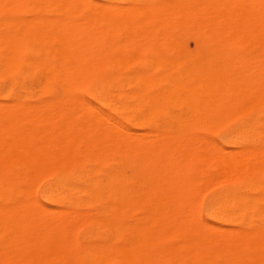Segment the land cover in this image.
<instances>
[{"label":"bare ground","instance_id":"bare-ground-1","mask_svg":"<svg viewBox=\"0 0 264 264\" xmlns=\"http://www.w3.org/2000/svg\"><path fill=\"white\" fill-rule=\"evenodd\" d=\"M37 1L54 7L63 17L21 18V0H0V82L9 81L8 91H12L21 89V81L27 80L41 93V98L35 103H21L20 100L8 103L5 102L4 91H0V264H20L25 258L40 263L49 255L59 259L60 264H109L111 259L118 264H156L150 260L155 253L145 247L147 240L137 234L134 236V233L127 238L124 235L136 233L138 229L159 231L170 217H174L176 222V216L188 215L182 209L187 202L190 185L183 184L184 177L180 179L178 168L165 169L163 174L168 182H165L160 194H155L158 188L151 186V182L149 185L142 181L143 177H152L151 165L168 160L172 142L167 140L171 134H154L155 131H152V138L147 137L151 136L150 132L149 135L144 134L153 139H148L151 141L141 131L138 132L141 137L132 135L130 131L125 134L126 125L123 126L116 116L89 107V102L83 103L84 108L75 90L82 80L94 76L100 66L120 69L136 59V53L150 50L146 44H155L158 47L151 52L161 56L159 64L155 65L168 72L162 81L165 84L163 87L150 91L162 82L151 76L149 70L137 74H124L120 70L118 74L97 79L91 96L111 112L129 110L134 113L133 119L139 120L148 117L144 108L153 110L175 106L191 120H206L224 107L244 106L247 98L257 96L262 89L255 85L253 75L248 71L251 61L243 63L244 60L241 61L233 53L232 46L264 42V0ZM75 13L81 15L78 23L73 19ZM119 80H136L138 91L125 95L124 100H111L108 96L110 91L116 90ZM19 109L23 111H16ZM210 141L213 139H207V144L196 147L207 152L213 143ZM213 144L210 148L213 153L219 152L215 157L220 172L217 176L212 174L210 179L218 177L219 180L220 176L218 183H224L227 177L231 181L232 176H250L255 171H264V154L263 157L250 156L256 152L255 148V152L250 154L241 149L242 152L232 150L227 152L228 155L226 151L229 150L221 153L224 149L219 146L213 150ZM191 145L187 146L192 149ZM201 149L199 157L204 155ZM172 151L175 153L173 147ZM137 156L138 162L134 161ZM210 157L203 159L211 162ZM107 163L112 166L106 167ZM13 169L18 171L13 172ZM45 173H51L52 180L43 197L54 209L42 208L33 201L35 198L21 200L13 197L23 194L30 187L35 188L36 185L32 188V184ZM219 173L224 175L218 176ZM136 177L141 186L138 191L135 190ZM217 180L215 178L214 181ZM14 182L17 183L15 187L11 186ZM189 189L192 190L191 187ZM12 197L11 206L3 207ZM219 200L215 209L223 223L242 211L238 192L225 191ZM136 206L141 211L140 217H137L140 218L139 225L126 228L123 220ZM261 217L264 220V209ZM198 218L194 224L185 220L189 223L186 231L192 237L190 251L186 254L192 260L189 264H264V252L258 253V241L253 242L258 235L259 246L264 248V227L260 233L258 231L259 234L251 232L250 236L240 229H232L234 232L229 235L231 230L227 228L229 234L219 239L216 236L218 233H207L209 226L213 231L214 227L219 231V227L206 225ZM82 219L104 228L107 236H114L119 242L89 247L82 257L83 261L60 253L69 243V231L79 229L73 227V223ZM220 231L223 229L220 228ZM121 239L124 242L120 243ZM182 256L179 255V258Z\"/></svg>","mask_w":264,"mask_h":264},{"label":"rangeland","instance_id":"rangeland-1","mask_svg":"<svg viewBox=\"0 0 264 264\" xmlns=\"http://www.w3.org/2000/svg\"><path fill=\"white\" fill-rule=\"evenodd\" d=\"M88 1L90 2V0H88ZM97 1H99V0H92V2H97ZM34 5L36 6V8ZM20 13H21V18H27V19L39 18V17L58 19V18L63 17L61 12L57 11V9L55 10L54 7H49L45 4H42V1H37V0H21V12ZM2 16H4V15H2ZM80 17H81L80 13H75L73 15V19L77 23L81 19ZM146 45L148 47H150L151 49H153V51H154V49H156V47H158V45H155V44H154V46H153V44H146ZM250 45H252V46H250ZM153 47H155V48H153ZM151 49L146 50L145 52L143 51L139 54L136 53V55H135L136 59H134L133 61H130L129 63H127L126 66H124L120 69L117 67H109V66H105V65L100 66L98 68L99 70H97L98 72L94 76L89 77V78H85L84 80H82L79 83L77 90H75V95L78 98H80V100H82V105L84 106V108H85L84 104L89 102L90 103V104H88L89 107L90 106H92V108L96 107L100 111L102 110L103 112L110 113L112 116H116L118 118L119 122L123 126L126 125V126H124L125 129L127 128V130H124L125 134H127L130 131V133L133 132L132 135L138 134L136 136L141 137V135L138 132L141 131L140 133H143L142 134L143 136H145L144 134H147L148 132H150L151 136H147V135L146 136L151 137V138H152V131H155L154 134H156V133L162 134L163 132H164L163 134H166V135L171 134V135H169L171 137L168 138V140H167L169 142H172L171 143L172 146H170L171 150L169 152L171 154L174 153L172 151V147H173V150L178 155H176L174 153L173 154L174 157H173L170 154L169 157H171V159L168 157V160H166V162L165 161L160 162V163L157 162L156 164L151 165L150 168H151V172H152V177H147V176L143 177L142 181L144 182V180H145V182H147L149 185L152 183L151 186H154L155 189L158 188L157 192L155 194H157V193L160 194L163 186L166 185V183L168 182L166 180L165 173L163 174V172L166 171L167 169L169 170V169H177L178 168L177 170L179 171L180 176H181L180 179L184 177V180L182 181L183 184L186 186L190 185L188 187L192 188V190L189 188L187 189V196H186L187 202L184 204L185 207H183V209H182L183 212L186 210L185 212L188 213V215L182 212L181 214H185V215L176 216V219L178 218L176 220V222H175L174 217L173 218L170 217L169 219L171 221L169 219H168V221H166V223L168 225L165 223V225H164L165 227H163V229L160 228L159 231L157 230L159 232V234L156 230H152V229H149V230L138 229V230H136V233L134 231L130 234L127 233L125 235H124V233H122V235H124V237H126V236L128 237L131 235L133 236V233H134V236H136V234H137V236L141 237L142 239L147 240L148 244L146 243L145 247L147 248V250L149 252L155 253V255L152 256V259H150L153 263L155 262L156 264H179V263L180 264H189L192 262V260L186 254H188L190 251L189 248L192 245V241H191L192 237L188 234V231H186V227L189 223L186 222L185 220H188L189 222L191 221V223L194 224L196 222V218H198L200 216V218H198V219H201V221L203 220L202 222H206L205 223L206 225L210 224L211 226L213 225V226H216L217 228L219 227L218 228L219 231H220V228H222L223 231H225V232H223V231L219 232L215 229V227H214V231H213L209 225H208L209 227L207 228V233H213V234L218 233L216 236H218L219 239L222 236H226L229 234L226 231L227 228H229L228 229L229 231L231 230L229 235H231V233L233 234V232L236 229H238V230L240 229L241 231L243 230L246 234H248L250 236L251 232H252V234L256 233V232H257L256 234H259L262 231V228L264 227V220L261 217L262 210L264 209L263 208V206H264V200H263L264 199V197H263L264 196V189H263L264 188V171L263 172H261V170L255 171V173L253 175H250V176L248 174H246V176L241 175V174L237 175L235 177L232 176L231 181L229 180L230 177H227L228 179L224 183L222 180H221L222 182L218 183L219 180L221 179L219 175H221L222 173L218 174L219 180H217L218 177H214V179L211 178L213 181L210 179L212 174L214 176L216 173V176H217V173L220 172V170H218V168L216 167L217 166L216 165L217 158L215 157V154H217V153L219 154V152L215 151L213 153L212 149L210 148V146H212L213 143H215V145L213 144L214 148L212 147L213 150H215L216 148H219V147H220V149H224L221 151V153L222 152L224 153V151H226L225 149H227L229 151H226V153L227 152L229 153L232 150H234V152L238 150L240 152L243 151L245 153L247 152L248 154H250L251 152H253L256 149V152L254 151L256 154L251 153L254 155L250 154V156L255 157V155H259L260 157L261 156L263 157V154H264V147H263L264 146V89H263L264 88V86H263L264 85V77H263L264 76V67H263L264 66V64H263L264 63V42H262V43H253L252 42V43H248V44L246 43V44H241V45L239 43V44H233V46H232L233 53L235 54V56L237 55V57L239 59H241V61L244 60L243 63H246V60L248 63H250V61H251V64L246 63L249 66L248 71H250L252 73L251 74V75H253L252 81L255 83V85H259V87L262 89V92L258 93L257 96L247 98V100L244 102V103H246V104H244V106L242 104H239V105L236 104V106L235 105L228 106L229 108L224 107L219 112L208 117L206 120L201 119V118H194L191 120V118H189L188 115L182 114V113H184L183 110H181L180 108L175 107V106H170V107L169 106H163V107H159V108H153V110L144 108L143 111L145 112V110H146L145 114H147L146 116H148V117L144 120H139L137 117H136L137 119H135V118L133 119L134 113H132L131 111L120 110V111H118L119 113H113L110 110H108L106 107L100 105L91 96V91H92L93 87L96 85L98 80L105 79V78L110 77L112 75L118 74L120 70L124 74H132V73L137 74L139 72L149 70L151 76H153L154 78L156 77L155 79L160 80V82H162L167 77L168 72L165 71L164 68H161V67H158V65H155V64H159V60H160L161 56H159L158 54H156L153 51L151 52ZM152 61H154V63H152ZM148 63L151 65L150 67H149ZM262 69H263V71H262ZM254 70H255V72H254ZM254 75H255V77H257L256 79H254ZM262 78H263V80H262ZM9 84H10L9 81L0 82V91H2V92L4 91L3 95L5 96V102L11 103L13 101L20 100L21 103H23V102L35 103L36 101H38L41 98V93H40L38 87L32 86V84H30V82L27 80L21 81V89L16 88V89H13L12 91H8V88L10 87ZM3 85H5V86H3ZM164 85H165L164 82H162L161 84H158L157 86L152 87L150 89V91L155 92L156 90H158L160 87H163ZM25 86H27V87H25ZM34 89H35V91H34ZM138 89H139V84L136 82V80L128 81V82H126L124 80H119V82L117 83V86H116V90L110 91V95L108 97L111 100H124L125 95L135 93L138 91ZM31 92H32V94H31ZM116 95H118V96H116ZM87 108H88V106H87ZM232 108H233V110H232ZM167 110L170 112L173 111V114H172V112L170 113ZM16 111L21 112V111H23V109H19ZM120 113L122 114V116ZM173 118H175V119H173ZM186 118L188 119V121H185V120H187ZM130 119H131V121H130ZM175 120H176V123H175ZM169 121L171 123H169ZM247 122L249 123V125ZM175 124H176V126H175ZM173 127H175V129ZM126 131H127V133H126ZM145 131H146V133H144ZM180 132H181V134L179 135ZM245 132H246V134H245ZM176 133H177V135H176ZM183 133H185V134H183ZM191 134L193 137L191 136ZM148 135H149V133H148ZM175 135L177 136V138L175 137ZM195 135H197V136H195ZM180 136H181V139H178V138H180ZM194 136L196 138H194ZM172 137H173V139H172ZM204 137H207V139H210V138L213 139V141H210V143L211 142H213V143L210 144V146H209L210 151L208 150L207 152H206V149H203V151H202V149L199 147L204 154V155H201V157H199L198 151H200V149H198L196 147V145L197 146H204L205 144H207V142H205V140H207V139H204ZM151 138H147V140L151 139ZM182 138H184V139L182 140ZM200 138L203 140V142H201V143H200V141H201ZM250 138L252 139V142H251ZM254 138H255V140H254ZM186 139H187V141H186ZM198 139H199V141H198ZM151 140H153V139H151ZM151 140H148V141H151ZM175 141H176V143H174ZM190 141H192V142H190ZM196 142L199 144H196ZM179 143L182 144V146L184 145L183 148H181L182 146H180V148H179V145H180ZM173 144H174V146H173ZM175 144H177V145H175ZM187 145L193 146L192 149H190V147H188ZM195 147H196V149H195ZM187 148H189L190 154L187 153L188 152ZM202 148H204V147H202ZM245 148L248 149L249 151H247ZM175 149H177V150H175ZM181 149H183V151ZM207 149H208V147H207ZM241 149H242V151H241ZM244 149H245V151H244ZM195 150L197 151L196 153L194 152ZM257 152H258V154H257ZM238 153L236 152L235 154L239 155ZM189 155H191L192 157H190ZM210 155L212 156V159L216 158V160L210 159L211 160V162H210V161H207L206 159H203L206 156L211 158ZM186 157H188V158H186ZM259 158H258V160H259ZM138 160H139L138 156L135 157L134 161L138 162ZM178 160H180V161H178ZM259 161L261 162V159ZM208 162H210V163H208ZM260 162H259V164H262ZM107 164H106V167H108V168H110L112 166L111 163H107ZM17 171L18 170L13 169V172H17ZM223 175L224 174H222V176ZM153 176H155L154 179H153ZM224 177H226V176H224ZM186 178L188 181L186 180ZM215 178H216L217 182L214 181ZM235 178H237V180ZM191 179H192V181H191ZM51 180H52L51 173L50 174L49 173L42 174L35 180L36 182H34L32 184V188L35 187V185H36L35 188L30 189L31 188L30 187L29 190L25 191L23 194L14 195L13 197L16 199H21V200H26V199L27 200L28 199L33 200L35 198V200H33V201H36L40 206L42 205V208L44 207L47 209H54V206L52 204H50L48 201H46L43 197V193L47 190V187L49 185V182H51ZM136 180H135V182H136L135 190L138 191V189L141 190V186L139 183L140 181L138 182L137 177H136ZM227 181H229V182H227ZM149 182H151V183H149ZM188 182L189 183L191 182V184H188ZM191 185L194 186L195 189ZM11 186L15 187V186H17V183L14 182ZM257 186H258V188H257ZM203 187H204V189H203ZM192 191L195 192V194H193ZM225 191L238 192L240 199H241V206H243V207H242V211L237 212L236 216H233V218L230 221L223 223L220 219H218V214H217V210L215 209V204L218 203V201L220 202L219 199H220L222 193ZM30 192H31V194H30ZM188 192H190L191 194ZM13 197L9 198V200L6 201L5 206H3L4 204L2 206L3 207L11 206L12 199H14ZM190 198L193 199V201ZM248 205H249V207H248ZM187 207H189V208H187ZM191 208H192V210H191ZM260 208H261V210H260ZM194 209H195V211H194ZM195 212L197 213L198 216L196 215ZM140 213H141V211H140L139 206L133 207L130 210L128 216L123 220L124 226L126 228H129L130 225L131 226L134 225L133 227H137L139 225V219H140V218L138 219L137 217H140ZM189 215H192L191 217H193V219L191 217H189ZM179 216H180V218H179ZM181 216H184V217L182 218ZM187 217H188V219H187ZM173 219H174V221H173ZM182 219H183V221H180ZM79 221H81V220H77L76 222L73 223L74 225L76 224L78 227H76L74 225H72V226L75 228H79V229H72L71 231H69V236H70L69 243H68V245H66V247H63L60 250V253L65 254V255L66 254L71 255V256H73L77 259H81L83 261L82 257L85 255V252L89 249V247H93V246L98 245V244L112 245L115 242H119L115 239L114 236L113 237L107 236V232L104 228H100V227L94 225L93 223H89V221H86V219H82L81 222H79ZM83 222H84V224L82 226ZM242 223H244V224H242ZM172 224H173V226H172ZM183 224H185V225H183ZM91 226L93 229H91ZM166 226H168V227H166ZM172 227H174L175 230ZM166 228H168L169 230ZM182 229L184 231H182ZM150 231L153 232L154 234L151 233ZM181 231L183 232V234ZM258 231H259V233H258ZM77 232H78V234H77ZM73 233H74V235H73ZM177 233H179V234L177 235ZM145 234H146V236H145ZM167 234H169L170 237H168L169 235H167ZM154 236H155V238H153ZM182 237H184V238H182ZM120 238H123V237H120ZM259 238L260 237L258 235H256L253 238V242H255V240L258 241V242H256L257 248H258L257 252L261 253V252H264V251H262L264 248L262 246L261 247L259 246V243L261 242ZM150 239H151V241H150ZM154 240L156 243L154 242ZM181 240H183L184 243ZM248 240L251 241V239H248ZM121 242H124V240L121 239L120 243ZM178 244H180V245H178ZM184 244H186L185 247L183 246ZM186 247H187V249L184 250ZM168 248H169V250H168ZM185 251H186V253H185ZM160 253H161V255H160ZM166 254H167V256H165ZM179 255H180V257H181V255H184V256H182V258H184V259H182V258L180 259ZM165 257H167V259H165ZM23 261H21L20 264H60L59 259H55L54 257H52V255L45 257L43 259V261L40 263H37L36 261L34 262L33 260H27V258H25ZM157 261L160 263H158ZM109 264H118V262L115 259H111Z\"/></svg>","mask_w":264,"mask_h":264}]
</instances>
